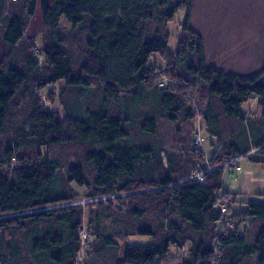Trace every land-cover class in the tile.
<instances>
[{"label": "trees", "instance_id": "16d2710c", "mask_svg": "<svg viewBox=\"0 0 264 264\" xmlns=\"http://www.w3.org/2000/svg\"><path fill=\"white\" fill-rule=\"evenodd\" d=\"M38 4L40 49L25 39ZM179 10L193 39L172 56L162 28ZM191 12L192 0H0V136L12 135L0 158V264H86L87 254L92 263L161 264L172 248L177 264H264V205L241 201L250 227L228 233L224 197L238 195L222 188L223 170L238 158L264 165V66L242 78L209 65ZM61 20L85 31L76 61ZM154 54L171 64L173 81L204 88L199 115L217 143L208 161L197 148L157 140L161 119L186 123L194 112L182 91L157 81ZM58 83L61 110L41 96ZM252 97L263 109L257 120L241 111ZM73 185L87 192L78 196ZM150 214L155 229L141 223ZM108 221L113 232L102 231ZM131 236L151 243L115 241Z\"/></svg>", "mask_w": 264, "mask_h": 264}, {"label": "rangeland", "instance_id": "374dc122", "mask_svg": "<svg viewBox=\"0 0 264 264\" xmlns=\"http://www.w3.org/2000/svg\"><path fill=\"white\" fill-rule=\"evenodd\" d=\"M184 20L185 11L179 10L173 19L162 28L166 51L172 56L177 55L178 51L186 46L187 40L193 39L190 34L182 31ZM190 26L196 37L201 40L204 59L209 65L219 66L226 73L242 78L258 75L262 71L264 66V0H192ZM60 27L67 39L72 58L76 61L83 55L85 36L83 33L85 31L72 29L64 20H61ZM45 35L40 5L38 4L34 15L27 23L25 39L40 49ZM148 66L156 74L157 81L165 79L166 86H173L182 91L185 100L189 101L194 112L193 120L186 123L171 124L165 119H161L157 140L164 148L169 150L181 146L187 149L197 148L203 152V157L206 158L205 161H208L217 149V143L213 137L206 133L204 120L200 116L207 104L204 88L202 86H191L184 79V81L178 83L173 81L166 75L167 67H171V64H167L158 54H154L150 58ZM62 90H64V85L58 83L43 90L41 96L43 95L44 100L51 102L52 106L50 108L61 110L59 94ZM241 111L246 118L252 120L260 119L263 113L256 97L248 100L242 106ZM11 136V132L0 136V158L5 147L11 143ZM196 138L200 139L201 144H194ZM68 150L72 149L67 148L66 152H69ZM55 153L58 154V150L51 149V154ZM66 156V163L72 164L73 157L70 154ZM235 160V158L232 159L234 162ZM66 167L68 166H64L60 174L65 172ZM236 167H239L238 171H236ZM72 187L78 196H83L87 192L83 188L74 185ZM222 188L224 192L238 195L234 199L229 195L224 197L227 200L226 204L229 205L226 214V225L229 228L228 233H241L247 226V228L250 227V222L241 219L240 211L243 205L240 202L245 201L264 205V165L252 164L246 157L238 158L233 167H226L223 170ZM114 206L116 207L117 204H114ZM88 212L82 214L83 224L87 225L89 223ZM141 223L155 229L157 224L156 215L145 216ZM114 230H116L114 223L103 222L102 231L109 233ZM93 240L94 238L90 237L89 243L93 244ZM115 241L122 248L125 243L129 245H147L151 243V238L131 236L128 240L117 239ZM92 244H86L84 251L89 252L90 250L91 252ZM90 256L85 255L86 264H103L99 259H95V263H92V257L90 259ZM179 260V252L172 248L171 253L164 258L161 264H177Z\"/></svg>", "mask_w": 264, "mask_h": 264}, {"label": "built area", "instance_id": "2783aa9c", "mask_svg": "<svg viewBox=\"0 0 264 264\" xmlns=\"http://www.w3.org/2000/svg\"><path fill=\"white\" fill-rule=\"evenodd\" d=\"M199 142H200V141H199V138H196L194 144H195V145H199ZM236 168H238V167H236ZM195 178H196L197 180H199L200 182L203 180V179H202V173L199 172V170H198V172L195 174ZM89 202H91V201L84 200V201H81V202H79V203L84 204V203H89ZM79 203H77V204H79ZM84 237H85V236L83 235V238H84Z\"/></svg>", "mask_w": 264, "mask_h": 264}]
</instances>
